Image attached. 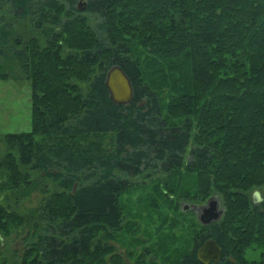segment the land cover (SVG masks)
<instances>
[{
    "label": "trees",
    "instance_id": "trees-1",
    "mask_svg": "<svg viewBox=\"0 0 264 264\" xmlns=\"http://www.w3.org/2000/svg\"><path fill=\"white\" fill-rule=\"evenodd\" d=\"M115 65L133 84L127 104L106 85ZM21 75L32 130L0 135V188L32 185L25 169L58 183L37 215L0 204V230L28 226L21 264H107L131 178L181 168L193 133L186 167L225 211L172 264H204L210 237L216 264H264V0H0V77ZM108 133L110 148L78 140Z\"/></svg>",
    "mask_w": 264,
    "mask_h": 264
},
{
    "label": "rangeland",
    "instance_id": "rangeland-1",
    "mask_svg": "<svg viewBox=\"0 0 264 264\" xmlns=\"http://www.w3.org/2000/svg\"><path fill=\"white\" fill-rule=\"evenodd\" d=\"M80 4L85 7V0H79ZM31 96V82L23 75L0 77V135L32 130ZM194 138L193 133L181 168L170 174L148 171L131 178L133 187L121 196L123 223L115 238L109 240L113 250L107 256V264H172L193 249L199 233L206 234L209 230V224H203L199 218L201 208L212 196L217 197L219 208L225 206V200L217 193L206 199L199 194L197 173L186 167L196 142ZM78 140L85 148L93 141H102L110 148L114 134L79 136ZM6 150L0 141V156ZM23 171H29L30 177L22 178L20 184L32 181L31 188L25 185L21 189L0 188V204L24 216L37 215L36 210L57 189L58 183L44 177L43 172ZM3 177L0 173V181ZM258 192L264 196L262 190ZM28 230L25 225L15 226L9 233L0 230V264L22 263L29 244ZM262 251L260 246H251L246 249L245 258L259 260Z\"/></svg>",
    "mask_w": 264,
    "mask_h": 264
},
{
    "label": "water",
    "instance_id": "water-1",
    "mask_svg": "<svg viewBox=\"0 0 264 264\" xmlns=\"http://www.w3.org/2000/svg\"><path fill=\"white\" fill-rule=\"evenodd\" d=\"M80 9L84 6L80 4ZM106 85L110 91L112 99L117 103L127 104L134 95V88L129 75L119 65L113 66L107 75ZM259 192L255 191V199L259 198ZM219 201L216 196H212L207 205L201 208L199 218L205 225L217 221L223 215L225 208H219ZM197 257L204 264H216L223 257V247L214 238L210 237L197 249Z\"/></svg>",
    "mask_w": 264,
    "mask_h": 264
}]
</instances>
